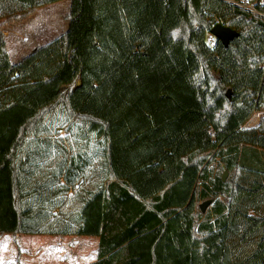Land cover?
Wrapping results in <instances>:
<instances>
[{"label":"trees","instance_id":"1","mask_svg":"<svg viewBox=\"0 0 264 264\" xmlns=\"http://www.w3.org/2000/svg\"><path fill=\"white\" fill-rule=\"evenodd\" d=\"M59 1L0 0V237H94L85 264H264V116L245 126L264 80V19L226 0H69L65 29L12 61L5 23ZM217 23L238 32L227 46L210 34ZM171 69L180 109L192 103L206 124L120 177L111 110L136 80Z\"/></svg>","mask_w":264,"mask_h":264},{"label":"rangeland","instance_id":"2","mask_svg":"<svg viewBox=\"0 0 264 264\" xmlns=\"http://www.w3.org/2000/svg\"><path fill=\"white\" fill-rule=\"evenodd\" d=\"M68 6L69 0H61L36 9L21 21L5 23L3 28L5 31H3L10 59L17 60L35 45L44 43L61 33L66 27L65 16ZM171 71L145 76L141 83H138L139 79L136 80L124 92V96L118 98V101H121L111 110L110 131L113 148H116V150L114 148L115 157L119 155L114 162L116 171L119 172L122 167H126V162L135 157L134 154L138 157H135L136 161L133 162L135 164H131L127 169L128 174L137 171L142 164L151 165L145 162L152 158L158 159L184 132L186 123L193 119V114L182 117L184 111L180 109L179 102L183 101V106L187 104L184 85L176 71L173 69ZM263 100L264 80L256 106L257 116L263 113L259 107ZM188 106L195 107L192 103ZM188 106L186 109H189ZM254 117L255 114L245 126L250 125ZM61 135L67 137L66 140L69 142L73 140L72 134H66L64 130L61 131ZM132 135L136 137L133 144L130 141ZM144 153H148L149 157L143 156ZM227 176L228 173L226 178ZM13 238L16 243H12L11 236L0 237V264H83L94 260L96 255L94 242L91 239L78 244L79 238L74 236L50 235L41 238L33 235L20 237L14 235ZM39 238L42 239L41 243L38 242ZM53 256L55 258H52ZM35 258L37 261L34 260Z\"/></svg>","mask_w":264,"mask_h":264},{"label":"crops","instance_id":"3","mask_svg":"<svg viewBox=\"0 0 264 264\" xmlns=\"http://www.w3.org/2000/svg\"><path fill=\"white\" fill-rule=\"evenodd\" d=\"M52 39V38H51ZM48 40H50V39H48ZM47 40V41H48ZM46 41V42H47ZM46 42H44V43H46ZM44 43H41V44H44ZM38 45H40V44H38ZM36 46V45H35ZM33 48V47H32ZM8 53H9V51H8ZM9 56H10V54H9ZM262 109V108H261ZM262 111H263V113H264V109H262ZM260 114L259 113V115L257 116V114H258V112H257V110H255L254 111V113H253V115L255 114V117L252 119V121H250V125H248V126H255V125H257L258 124V122H259V120H260V118L261 117H263L264 116V114ZM189 114H193L194 116L192 117L193 119H190V121L188 122V123H186V126H185V128H184V132H186V131H188V130H191V129H195V127H202L203 125H205L206 124V118L204 117V115L203 114H201V113H199V112H197V111H195V110H186V109H184V114H183V116L182 117H185V116H187V115H189ZM252 115V116H253ZM251 116V117H252ZM256 118V119H255ZM204 119V120H203ZM249 120H251V119H249ZM248 120V121H249ZM248 123V122H247ZM246 123V124H247ZM147 126H149L148 124H147ZM147 126H145V128L147 127ZM127 128V127H126ZM132 140L130 139V141H131V144H133V140L136 138V137H134L133 135H132ZM68 144V143H67ZM114 144V143H113ZM118 144H120V141H118ZM132 146V145H131ZM170 147L171 146H169V148L167 149V150H165L162 154H161V156L163 155V154H165V153H167V152H169V149H170ZM115 148V147H114ZM114 148H113V151H112V159H113V163L115 162V159L117 158L118 159V156L117 157H115V151H114ZM115 150H116V148H115ZM137 153H141V152H137ZM133 156H135V157H138L136 154H134ZM143 156H146V157H149V154L148 153H144L143 154ZM161 156H159V158L158 159H154V158H152L151 160H148V161H146L145 163H148L149 162V164H151V165H147V166H143V164L139 167V171L137 170V171H135L134 173H132V174H128L127 173V169L130 167V165L131 164H135V163H133V162H135L136 161V158L135 157H132V158H130V161H128V162H126V164H127V166L125 167H122L121 168V170L118 172V171H116L117 172V174H118V176H120V177H126V176H129V175H131V176H133V175H135V174H138V173H140V172H142L144 169H146V168H149V167H155V166H157L158 165V163H159V159L161 158ZM148 159V158H147ZM124 163H125V161H124ZM128 174V175H127ZM71 192V191H70ZM4 236H11V239H12V243H16V240L13 238V234H6V235H4ZM20 236H24V235H21V234H17V235H15V237H20ZM34 236V235H33ZM35 236H40L41 238L43 237V236H50V235H35ZM53 236H57V237H70V236H74V237H76V238H79V243L78 244H83V242H85L86 240H93L92 242H94V246H95V251H96V244H97V239L96 238H94V237H87V236H76V235H65V236H63V235H53ZM40 240H42V239H40L39 238V241L38 242H40L41 243V241ZM39 244V243H38ZM38 246V245H37ZM39 248V247H38ZM96 256V255H95ZM52 258H55V256H53ZM70 259H73V258H70ZM76 259V258H75ZM34 260H36L37 261V258H35ZM93 261V260H92ZM65 262V261H64ZM90 262V261H89ZM86 263H88V262H86ZM83 264H85V263H83Z\"/></svg>","mask_w":264,"mask_h":264},{"label":"water","instance_id":"4","mask_svg":"<svg viewBox=\"0 0 264 264\" xmlns=\"http://www.w3.org/2000/svg\"><path fill=\"white\" fill-rule=\"evenodd\" d=\"M210 34L215 38L219 39L223 45L227 46L229 41H231L234 37L238 35V32L228 26H224L220 23H217L211 28ZM227 92L229 93V91ZM228 93L227 95H229ZM226 174L227 172L224 171V173L222 174V180H225ZM209 204V200L203 201L199 205L200 210L204 212Z\"/></svg>","mask_w":264,"mask_h":264},{"label":"built area","instance_id":"5","mask_svg":"<svg viewBox=\"0 0 264 264\" xmlns=\"http://www.w3.org/2000/svg\"><path fill=\"white\" fill-rule=\"evenodd\" d=\"M239 9L247 11L251 16L264 19V0H226Z\"/></svg>","mask_w":264,"mask_h":264},{"label":"clouds","instance_id":"6","mask_svg":"<svg viewBox=\"0 0 264 264\" xmlns=\"http://www.w3.org/2000/svg\"><path fill=\"white\" fill-rule=\"evenodd\" d=\"M172 37L175 39L176 37H178L179 35V29H174L171 33Z\"/></svg>","mask_w":264,"mask_h":264}]
</instances>
